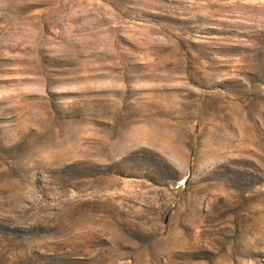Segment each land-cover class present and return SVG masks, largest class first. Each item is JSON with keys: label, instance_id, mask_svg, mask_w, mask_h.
I'll use <instances>...</instances> for the list:
<instances>
[{"label": "rangeland", "instance_id": "rangeland-1", "mask_svg": "<svg viewBox=\"0 0 264 264\" xmlns=\"http://www.w3.org/2000/svg\"><path fill=\"white\" fill-rule=\"evenodd\" d=\"M0 264H264V0H0Z\"/></svg>", "mask_w": 264, "mask_h": 264}]
</instances>
